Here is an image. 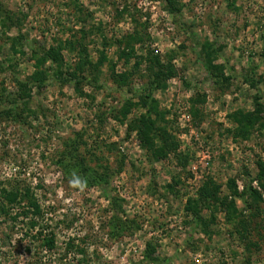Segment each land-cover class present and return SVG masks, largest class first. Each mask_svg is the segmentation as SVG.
Listing matches in <instances>:
<instances>
[{
    "label": "rangeland",
    "instance_id": "1",
    "mask_svg": "<svg viewBox=\"0 0 264 264\" xmlns=\"http://www.w3.org/2000/svg\"><path fill=\"white\" fill-rule=\"evenodd\" d=\"M0 203V264H264V0H0Z\"/></svg>",
    "mask_w": 264,
    "mask_h": 264
},
{
    "label": "trees",
    "instance_id": "2",
    "mask_svg": "<svg viewBox=\"0 0 264 264\" xmlns=\"http://www.w3.org/2000/svg\"><path fill=\"white\" fill-rule=\"evenodd\" d=\"M122 53H124L125 56H129L130 55L129 53H131V49L129 48L128 50H126V51H124ZM45 57L47 59H50L51 61H54V62L60 61L59 64L62 63L61 59H63L62 54L60 53V51L58 52L57 50H55L53 48H51L49 51H47ZM79 60H80V58H79ZM79 60L76 63V69H78L79 72H81V74H83V73H85L87 71L88 67H86L87 64L85 65V64L81 63V61H79ZM158 65H159V63H158ZM155 69L156 70H154L153 66L150 67V71H151L153 79L149 78L150 79L149 83L150 84H154V83H157V82L160 83V81H161V85L165 86L164 78H163V76L166 75L165 71H162L159 68H155ZM167 71H169V69ZM39 74L43 75L41 71L38 72V75ZM75 75L76 74L74 72L68 74V76L70 78H72L74 80V83L77 85L78 76H77V78H75ZM121 79H122V77H120V80ZM162 81H163V83H162ZM120 82L123 83V81H120ZM145 96L147 97V94L144 95V98H145ZM256 99H257L256 100V103H257L259 100H258V98H256ZM145 101H146V98H145ZM258 105H261V104L258 103ZM241 116L242 117L244 116V118L247 119V121L249 122V124L251 126L253 124H255V121H256L257 117L254 114L246 113V114H241ZM142 117H143L142 124H143L144 128H142V130H140V131L143 134L144 140H145V142H143V144L146 146V148H148L150 150H153V142H152L151 138H149V136H148V133H150L152 131V124L145 123V121H149V120H147L144 116H142ZM163 146L161 147L162 150L158 151V154H157L158 157H162L164 155ZM153 152H154V150H153ZM21 184L22 183H18L17 181H15L8 190H7V188L6 189L2 188V191H3V195L2 196L4 197V199H6L10 203L9 206L14 205V203L17 204V205H23V203H24L25 207H22L19 210L17 215L15 214L13 217H9V218L12 221H16V219L18 218L19 215L27 217L29 214H32V217H35V218L34 219H30L28 224H29L30 228L33 229L38 224L37 219H40L42 217V213L43 212L39 208L38 204L36 203L35 198H34V194H33V198L30 197V195H32V193H31L32 189L29 186H27V185L23 186ZM247 192H248L247 193L248 195L252 194V195L258 196L255 190L250 189V191L247 190ZM29 208L33 209V211L31 212ZM0 211L6 212V209L4 208L3 204L0 205ZM43 230H44V228L41 229V230H38L37 232L34 233V235L35 234L36 235L32 236L33 239L36 238V240L40 239L42 241V243L40 244L42 247L44 245L43 242L46 243V242H49V241H51L53 239V234L51 232L47 236L42 237V234H43L42 231Z\"/></svg>",
    "mask_w": 264,
    "mask_h": 264
},
{
    "label": "clouds",
    "instance_id": "3",
    "mask_svg": "<svg viewBox=\"0 0 264 264\" xmlns=\"http://www.w3.org/2000/svg\"><path fill=\"white\" fill-rule=\"evenodd\" d=\"M75 183L82 187L84 185L85 181H82L80 178H77Z\"/></svg>",
    "mask_w": 264,
    "mask_h": 264
}]
</instances>
